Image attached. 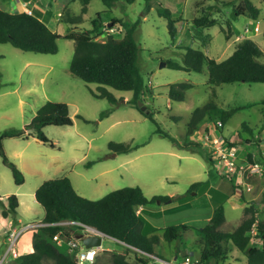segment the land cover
<instances>
[{
    "label": "rangeland",
    "instance_id": "obj_1",
    "mask_svg": "<svg viewBox=\"0 0 264 264\" xmlns=\"http://www.w3.org/2000/svg\"><path fill=\"white\" fill-rule=\"evenodd\" d=\"M157 1L170 8L177 19L175 39L169 34L167 19L156 11ZM240 1L149 0L146 9V0H136L131 4L117 2L107 10L101 0H91L83 22L76 27L63 17L81 14L79 0L30 1L28 7L32 9L47 5L50 24L61 34L57 39L58 52L25 51L10 43H0V132L8 128L23 129L47 101L66 102L73 124L45 126L43 131L50 139L48 142H41L33 135L28 139L3 140L7 156L25 177L22 184H16L10 168L0 159V192L19 196L20 210L25 216L20 225L43 220V207L33 193L45 180L63 176L71 179L80 195L90 199L125 186L141 187L148 198L171 196L170 201L146 204L143 232H158L170 224H188L189 229L180 241L162 239L156 246L164 260H174L173 255L177 253L176 263H181L187 255L199 257L203 248L199 228L208 222L219 204L225 207V221L220 226L223 231L237 227L247 216L244 208L250 204L256 207L257 216L264 219V82L236 81L212 86L207 83L205 67L202 72L176 70L166 64L160 67L168 58L181 62L186 46L200 48L210 57L223 60L233 52L238 41L250 38L264 52V0H251L260 10L256 20L233 17V9ZM98 12L106 23L113 17L129 24L139 18L135 31L140 44L138 62L148 85L137 102L139 108L144 107L143 111L130 103L132 91L107 87L118 100L112 103L106 97L93 94L98 93L97 83L85 82L70 71L75 44L73 39L64 36L91 29L92 19ZM204 12H209L216 24L200 29L192 20ZM57 13L61 17L54 22ZM117 26L121 33L114 35L121 37L123 29ZM102 31L97 40H106L107 30L102 28ZM179 81L190 82L192 87L186 90L183 101L171 100L168 86ZM213 89L218 106L241 108L223 129L214 126L215 120L220 121L218 118L205 119L193 135H188L187 123L193 110L207 103ZM102 113L105 114L101 117ZM110 142L127 143L131 149L116 152ZM227 143L228 146L232 143L230 151L236 150L232 179L224 167L219 170L215 166L219 156L217 163L222 166L229 160L227 156L231 152L223 149ZM1 211L0 206V214ZM32 231L21 236L23 248L31 245ZM254 235L253 231L252 244H261ZM101 246L97 256L101 264H113V253L125 254L130 264H151L156 260L111 237H104ZM5 247L0 245L1 254ZM202 264L247 262L236 249H231L226 260L211 259Z\"/></svg>",
    "mask_w": 264,
    "mask_h": 264
},
{
    "label": "trees",
    "instance_id": "obj_2",
    "mask_svg": "<svg viewBox=\"0 0 264 264\" xmlns=\"http://www.w3.org/2000/svg\"><path fill=\"white\" fill-rule=\"evenodd\" d=\"M90 1L79 0L81 14L74 17L64 16L65 22L75 27L82 23L83 14L88 11ZM101 1L107 10H111L117 2L131 4L136 0ZM148 1L146 0L145 3L146 9L149 7ZM157 2L156 11L167 19L169 34L172 39H175L178 33L177 19L170 8L164 6L161 1ZM259 12V8L251 0H241L239 5L234 7L232 15L233 17L247 16L256 20ZM192 21L194 26L200 29L216 24L215 18H212L209 12L194 17ZM109 22L112 25H119L124 34L116 37L114 33H111L106 36V40H97V36L102 35V28L108 24L98 12L92 19L91 29L70 32L64 36L73 39L75 44L70 71L85 82L97 83L98 93L93 94L106 97L112 103H117L118 100L107 87L132 91L130 103L139 108L137 102L141 100V95L148 86L138 62L140 44L135 38V31L139 18L132 24L118 17L111 18ZM60 37L61 35L52 30L34 9L32 13L24 10L12 12L0 6V43H10L25 51L54 54L58 52L57 39ZM184 50L181 54V62L168 58L166 65L176 70L196 72H202L205 67L208 74L207 83L212 86L236 81L264 82V52L253 39L243 38L238 41L233 52L223 60L210 57L200 48L186 46ZM191 87L190 82H173L168 86V96L171 100L183 101L186 97V90ZM211 93L212 96L206 104L193 110L187 123L188 135H193L205 119L214 121L218 118L222 124L217 125L215 120L214 126L219 130L223 129L227 120L241 108L223 109L213 99L217 95L215 89ZM103 114L105 113H102L101 117L104 116ZM71 124H73V119L66 102L47 101L23 129L8 128L0 132V159L10 168L16 184H22L25 177L21 169L7 156L3 140L11 137L28 139L30 135H33L41 142H48L50 139L43 131L45 126ZM243 124L248 128L245 123ZM231 144L229 143V147ZM109 145L116 152L124 153L131 149L129 144L123 142H110ZM216 167L220 170L219 166ZM231 172L226 171L229 176ZM170 197L169 195H155L148 198L141 187L125 186L114 189L98 199H90L80 195L67 176L45 180L35 190V198L44 210L42 222L48 225L32 231L33 251L19 253L10 258L6 264H47V260L51 261L50 264H78L68 247L63 243H57L53 238L57 234L66 238L73 235L71 227L54 224L62 220L80 221L122 241L127 248H135L142 253L154 254L161 258L156 251V246L161 243L162 239L165 242L180 241L184 232L189 229V225L186 223L170 224L163 228L161 236L155 231L147 234L143 232L145 219L137 212V209L139 206L154 201L164 202ZM3 198L7 200V203L3 201ZM18 204L17 195L0 194L3 216L10 214L14 218ZM256 210L253 204L246 206L244 213L247 216L240 221L238 226L232 231H223L220 226L225 221V207L222 203L219 204L213 210L208 222L199 228V233L203 238L200 260L204 263L211 259L217 262L224 261L228 258V252L236 249L245 257L247 264H264V219L257 216ZM253 231L261 244H252ZM111 258L113 264H130L125 254L122 253H113ZM141 260L146 262L145 257H141ZM153 261L151 264H157L155 260ZM92 264H101V262L97 257Z\"/></svg>",
    "mask_w": 264,
    "mask_h": 264
},
{
    "label": "built area",
    "instance_id": "obj_3",
    "mask_svg": "<svg viewBox=\"0 0 264 264\" xmlns=\"http://www.w3.org/2000/svg\"><path fill=\"white\" fill-rule=\"evenodd\" d=\"M24 11L28 13H32L31 8H27ZM59 17H60V14L57 13V19ZM114 27H115V30H114ZM103 28L107 30L106 32L108 34H111V33L115 34L117 32H120V30H118L117 25L107 24ZM221 124H222L221 121L217 122V125H221ZM230 147L228 145L226 147L225 146L223 147L224 151L231 152L229 153V157L227 156L229 160L226 162L225 166H222L220 163H217V161L218 162L220 161L219 159L220 156L217 159H215L216 160L215 165L219 166L220 168L224 167L226 171L227 170L233 171V165L235 164L236 150L230 151L231 149H233V147L232 148ZM224 151L223 150L220 151V153L223 156L225 153ZM7 217L9 218L8 219L9 223L5 228L6 247H5V251L3 255L0 256V264H6L10 258L19 255V253L17 252V246H18L21 236L24 233H26V231L30 229H37L39 227L48 225V223H44L42 221L37 222V223H26L23 225H20L21 223H19L18 225L17 223H15V221H13V218H11L10 216H7ZM54 224L69 226L73 229V235H71L69 238L63 237L60 234L55 235L53 238L57 243H63L68 247L69 252L76 258L78 264H92L96 260L100 250L103 248L101 245L100 246H90V247L85 246V244L82 242V238H77L78 235H82V237H86L88 235L98 234L101 236L102 239L104 237H110L106 233L100 231L99 229L93 226H90V225H86L77 220H62L59 222H55ZM115 240L120 241L118 239H115ZM150 257L155 258L156 259L155 262L157 264H202L203 263L199 257L191 256V255L185 256L184 259L181 261V263H176L175 259L174 260H164L160 257H154V256H150ZM146 264H149V263H146Z\"/></svg>",
    "mask_w": 264,
    "mask_h": 264
},
{
    "label": "crops",
    "instance_id": "obj_4",
    "mask_svg": "<svg viewBox=\"0 0 264 264\" xmlns=\"http://www.w3.org/2000/svg\"><path fill=\"white\" fill-rule=\"evenodd\" d=\"M30 1L31 0H0V6L1 7H4V8H8V9H10L12 12L13 11H19V10H25V9H27V8H30V7H28V5H29V3H30ZM34 9V11H36L37 13H39L40 14V17H41V19L43 20V21H45L46 22V24L48 25H54L53 23L52 24H50V20L49 19H51V14L49 15V13L48 12H46L47 11V5H43V7H41V8H39V9H36V8H33ZM47 19V20H46ZM51 21H52V19H51ZM59 20L57 19V14H56V17L54 18V22H58ZM52 30H54V31H56L52 26L50 27ZM57 33H59L58 31H57ZM60 34V33H59ZM61 35V34H60ZM38 187V186H37ZM36 187V188H37ZM35 188V189H36ZM0 194L1 195H6V194H2L1 192H0ZM34 194V196H35V193H33ZM18 197V202H19V204H18V206H17V209H16V215H15V217L13 218L10 214L8 215V216H10L11 218H13V221H16L15 223H17V224H19V223H22V222H24V220H25V216L21 213V210H20V204H21V201H20V198H19V196H17ZM36 199V198H35ZM3 201L6 203V199L5 198H3ZM161 203V202H160ZM1 206V205H0ZM146 205H142V206H139L138 207V209H137V212H138V210H140L141 211V215L145 218V221H146V217L143 215L144 214V211H146V207H145ZM2 207V206H1ZM3 209V208H2ZM146 214V213H145ZM147 215V214H146ZM149 218H150V216L149 215H147ZM8 217L6 216H3L2 215V211H1V214H0V245L1 244H5L6 245V243H5V237H6V232H5V228H6V226L8 225ZM3 225H5V226H3ZM145 226V225H144ZM165 227V226H164ZM163 227V228H164ZM33 230H35V229H33ZM163 230V229H162ZM162 230H160V231H158L157 233L159 234H161L162 235ZM152 232V231H151ZM149 233H150V231H149ZM25 234V233H24ZM23 234V235H24ZM21 241V240H20ZM19 241V243H18V246H17V252L18 253H27V252H31V251H33V246H32V243H31V245H26L24 248L20 245L21 244V242ZM163 241H161V243H162ZM4 253V252H3ZM1 255H3V254H1V252H0V256ZM173 257H174V259H176L177 257H178V254L177 253H175L174 255H173Z\"/></svg>",
    "mask_w": 264,
    "mask_h": 264
},
{
    "label": "water",
    "instance_id": "obj_5",
    "mask_svg": "<svg viewBox=\"0 0 264 264\" xmlns=\"http://www.w3.org/2000/svg\"><path fill=\"white\" fill-rule=\"evenodd\" d=\"M108 25H112L111 22L108 23ZM166 64L165 61H162L160 67L164 66ZM139 105L141 106V102H139ZM141 110L144 109V107L141 106ZM77 238H82V242L85 244V246L90 247V246H100L102 242V238L98 234H93V235H88L86 237H82V235H78ZM123 243V242H122ZM147 256H154L158 257L154 254H147Z\"/></svg>",
    "mask_w": 264,
    "mask_h": 264
}]
</instances>
